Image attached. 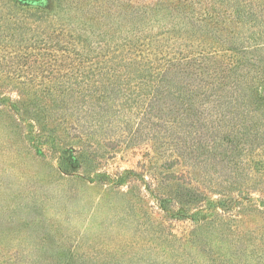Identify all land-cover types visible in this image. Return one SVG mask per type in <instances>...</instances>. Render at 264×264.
<instances>
[{
    "label": "trees",
    "instance_id": "obj_1",
    "mask_svg": "<svg viewBox=\"0 0 264 264\" xmlns=\"http://www.w3.org/2000/svg\"><path fill=\"white\" fill-rule=\"evenodd\" d=\"M248 11L240 0H0V114L77 182L73 198L89 186L96 209L111 208L106 197L124 191L139 237L165 258L153 264H264V110L249 76L264 34L244 32ZM148 140V162L110 171ZM107 243L90 264L125 263Z\"/></svg>",
    "mask_w": 264,
    "mask_h": 264
},
{
    "label": "rangeland",
    "instance_id": "obj_2",
    "mask_svg": "<svg viewBox=\"0 0 264 264\" xmlns=\"http://www.w3.org/2000/svg\"><path fill=\"white\" fill-rule=\"evenodd\" d=\"M18 1L39 3V0ZM240 2L248 8L251 19L244 32L264 34V0ZM249 76L260 80L256 102L264 110V62L251 69ZM69 127L58 129L66 130L68 145L78 149L79 140L73 139L75 133ZM153 127L148 126L149 130ZM179 127L191 130L188 126ZM197 127L202 130L206 126ZM28 132L29 128L12 126L6 116L0 114V258H11L10 264L17 261L22 264H68L70 260L72 264H90L89 256L93 254L95 243L104 246L109 242L111 249L116 248L123 254L118 259L124 264L164 262L160 251L146 243L151 236L139 237L144 231L140 229L137 213L122 197L124 191L112 195L113 199L106 197L111 201V208L108 205L96 209L99 190L89 186L85 187L89 195L73 198L69 190L77 182L60 175L57 164L47 157L46 151L44 155L43 151L35 150ZM189 141L192 142L191 137ZM153 145L154 140L142 141L137 145L140 149L116 154V158L109 160L110 171L135 169L138 163L148 162L149 146ZM94 211L97 214L91 224L89 219ZM178 226L180 230L186 229L183 224Z\"/></svg>",
    "mask_w": 264,
    "mask_h": 264
}]
</instances>
